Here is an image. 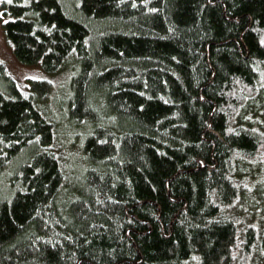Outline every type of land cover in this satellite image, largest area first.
<instances>
[{
  "label": "trees",
  "instance_id": "obj_1",
  "mask_svg": "<svg viewBox=\"0 0 264 264\" xmlns=\"http://www.w3.org/2000/svg\"><path fill=\"white\" fill-rule=\"evenodd\" d=\"M0 8L19 61L68 73L54 113L51 80L26 94L0 62V264H249L264 252V227L240 215L239 241L234 209L255 204L244 171L264 152V0Z\"/></svg>",
  "mask_w": 264,
  "mask_h": 264
},
{
  "label": "rangeland",
  "instance_id": "obj_2",
  "mask_svg": "<svg viewBox=\"0 0 264 264\" xmlns=\"http://www.w3.org/2000/svg\"><path fill=\"white\" fill-rule=\"evenodd\" d=\"M6 19H7V15H4L2 9L0 8V62L6 66L8 72L15 78L19 87L26 94L31 90L30 79L45 78L51 80L52 83H54L55 87H53L52 90L53 93L51 94V97L53 101L52 103H49V109L52 112L57 113L58 111L57 106L59 105L60 101L63 99L65 95L64 88H65V82H67L68 80V73L61 72L58 74H52L50 72L45 71L39 64H26L19 61L16 55L14 54L12 48L10 47V45L7 43L4 35L3 22ZM262 77L264 79V71H262ZM70 136L71 134L66 132V135L63 134L62 137L68 140ZM73 145H75V143H73ZM73 151L78 153L79 156L80 153L79 151L76 150ZM247 164L249 166L257 165V169L253 173H250L249 168H246V170L244 171L246 176L248 177H251V175L254 176L252 180L248 181V185H247L248 190L246 194L250 196L252 200H254L255 204H253L252 202L248 207V205L243 204L244 201L242 198L241 201H239L238 204L234 207L236 213H238L236 215L237 216L239 215L238 216V221H239L238 229L240 235L239 241L240 240L242 241L244 237V226L240 224V221H242L240 215L242 216L243 219H245L247 223L253 222L254 227H256L259 231L258 236L261 233L262 228L264 227V192L260 196L259 194H257L258 190H260L258 188H263L264 190V152L263 153L261 152V154L255 159L249 160ZM4 185H5V178L0 183V186L3 189H4L3 187ZM236 257L237 259L240 257V248L238 249ZM249 264H264V252L259 248L258 244H256L255 246Z\"/></svg>",
  "mask_w": 264,
  "mask_h": 264
}]
</instances>
